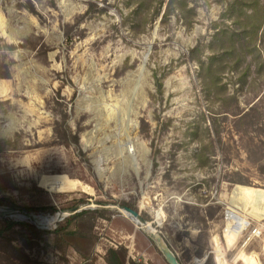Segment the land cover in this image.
Returning a JSON list of instances; mask_svg holds the SVG:
<instances>
[{"label":"rangeland","instance_id":"1","mask_svg":"<svg viewBox=\"0 0 264 264\" xmlns=\"http://www.w3.org/2000/svg\"><path fill=\"white\" fill-rule=\"evenodd\" d=\"M0 197L22 223L104 208L95 264H173L124 202L180 264L260 254L221 233L231 200L264 213V0H0ZM46 232L0 264H80Z\"/></svg>","mask_w":264,"mask_h":264},{"label":"trees","instance_id":"2","mask_svg":"<svg viewBox=\"0 0 264 264\" xmlns=\"http://www.w3.org/2000/svg\"><path fill=\"white\" fill-rule=\"evenodd\" d=\"M158 86H162L160 81H158ZM85 202L84 199H80L69 210L73 211ZM0 205H6L13 210L29 209L16 204L7 197H0ZM123 205L138 211V208L133 204L124 202ZM52 211L56 212L55 209H52ZM56 215L58 218L59 215ZM105 216H107L105 209L101 207L82 209L66 216L59 222L58 228L51 231L54 236L55 249L63 255H67L69 250L73 249L78 254L80 264H95V249L99 240L98 235L95 233V225L98 218ZM143 219L148 220V215L145 214ZM43 233L49 232L40 230L29 222L22 223L9 219L0 220V238L7 241H12L19 237L35 239L39 238ZM127 254V249L123 246L111 247L108 249L106 256L107 264H127ZM133 264L135 263L133 262Z\"/></svg>","mask_w":264,"mask_h":264},{"label":"built area","instance_id":"3","mask_svg":"<svg viewBox=\"0 0 264 264\" xmlns=\"http://www.w3.org/2000/svg\"><path fill=\"white\" fill-rule=\"evenodd\" d=\"M253 200H255V198ZM239 204L240 203H234L233 200L226 203L221 235L226 241L227 239H231L235 245H239L244 251H246L248 246L252 243L259 241L260 254L254 252H251L249 255L244 254V259L242 258V260L244 263L248 264L246 259L249 260L253 258L260 264L258 260L259 255H264V213H254L246 210V207H240ZM262 204H264L263 201ZM221 235H219L218 239H220Z\"/></svg>","mask_w":264,"mask_h":264},{"label":"water","instance_id":"4","mask_svg":"<svg viewBox=\"0 0 264 264\" xmlns=\"http://www.w3.org/2000/svg\"><path fill=\"white\" fill-rule=\"evenodd\" d=\"M118 211L121 213H124V212L129 213L133 217V220H135L137 224H141V227L146 230V228L144 227V223H147V222L143 219V217L138 211L128 206H121V207L118 206ZM58 215L59 217L56 220H51V217H49L47 218V220H44V221H41V220L39 221L38 219H34V220H31L30 223L36 226L37 228H39L40 230L51 232V231L56 230L59 226V222L67 216V215H64L60 217L61 214H58ZM50 216H53V215H50ZM156 242L168 252V255L170 259L172 260L173 264H180V262L175 258L173 253L167 249L166 244L163 242V239L159 233L156 234Z\"/></svg>","mask_w":264,"mask_h":264},{"label":"bare ground","instance_id":"5","mask_svg":"<svg viewBox=\"0 0 264 264\" xmlns=\"http://www.w3.org/2000/svg\"><path fill=\"white\" fill-rule=\"evenodd\" d=\"M124 213H126L127 215H129V216H131L129 213H127V212H124ZM132 217V216H131ZM133 218V217H132ZM135 221V220H134ZM144 227L146 228V230H147V232L151 235V236H153L152 234H154L155 236H156V234H157V231H156V229L152 226V224L151 223H149V222H147V223H144Z\"/></svg>","mask_w":264,"mask_h":264}]
</instances>
